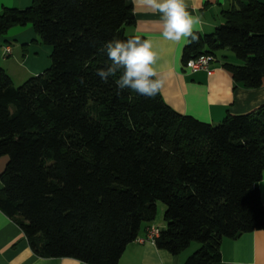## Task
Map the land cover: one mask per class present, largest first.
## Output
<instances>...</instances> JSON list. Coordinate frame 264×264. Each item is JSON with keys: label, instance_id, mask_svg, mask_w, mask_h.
<instances>
[{"label": "trees", "instance_id": "1", "mask_svg": "<svg viewBox=\"0 0 264 264\" xmlns=\"http://www.w3.org/2000/svg\"><path fill=\"white\" fill-rule=\"evenodd\" d=\"M223 23L195 33L182 64L229 50L222 67L244 88L264 81V0H230ZM135 24L131 0H33L0 6V36L31 26L51 64L16 86L0 67V211L42 258L118 264L143 222L165 205L155 243L183 264H216L223 238L264 230V105L212 125L97 75L103 44ZM144 39L142 36H139ZM224 58V57H222Z\"/></svg>", "mask_w": 264, "mask_h": 264}, {"label": "crops", "instance_id": "2", "mask_svg": "<svg viewBox=\"0 0 264 264\" xmlns=\"http://www.w3.org/2000/svg\"><path fill=\"white\" fill-rule=\"evenodd\" d=\"M33 0H0L1 7L25 9ZM135 24L127 26V35L150 40L158 54L157 70L164 79L160 95L176 112L192 116L208 124H218L228 115L248 114L264 105V81L259 88L248 89L234 82L231 74L215 57L211 69L193 72L182 64V52L188 38L180 42L167 40L162 35L161 14L139 0H131ZM185 10L200 22L194 33L209 34L223 23L222 12L229 9L230 0H184ZM16 42V46L12 44ZM8 46L11 53L3 57ZM2 49V50H1ZM52 48L42 43L31 26L11 27L0 36V67L14 80H25L42 73L51 64ZM11 56V60L8 57ZM8 161L0 157V174ZM264 204V175L256 184ZM2 184L0 183V189ZM164 207L157 205L154 221L143 222L134 241L127 245L118 264H183L200 244L191 243L177 255L159 249L146 239L151 227L165 228ZM0 264H87L72 258H42L34 254L21 228L0 211ZM216 264H264V230L242 233L236 238H223L220 261Z\"/></svg>", "mask_w": 264, "mask_h": 264}, {"label": "clouds", "instance_id": "3", "mask_svg": "<svg viewBox=\"0 0 264 264\" xmlns=\"http://www.w3.org/2000/svg\"><path fill=\"white\" fill-rule=\"evenodd\" d=\"M154 12L161 14L162 35L165 39L180 42L197 39L193 27L200 22L185 10L184 0H139ZM108 60L106 67L98 69L97 75L105 83L118 72L117 94L125 89L145 97H155L164 86V79L157 70L158 54L150 40L139 36L121 40L113 38L103 44Z\"/></svg>", "mask_w": 264, "mask_h": 264}, {"label": "built area", "instance_id": "4", "mask_svg": "<svg viewBox=\"0 0 264 264\" xmlns=\"http://www.w3.org/2000/svg\"><path fill=\"white\" fill-rule=\"evenodd\" d=\"M11 53V48L6 46L3 51V57H7ZM215 57L209 54L201 55L197 58L189 59L186 62L185 67L193 72L206 71L211 69L212 63L215 61ZM159 235V230L155 227H151L147 233L146 239L155 241Z\"/></svg>", "mask_w": 264, "mask_h": 264}, {"label": "rangeland", "instance_id": "5", "mask_svg": "<svg viewBox=\"0 0 264 264\" xmlns=\"http://www.w3.org/2000/svg\"><path fill=\"white\" fill-rule=\"evenodd\" d=\"M12 44L13 45H15L16 46V42H14V41H12ZM2 50V49H1ZM4 51V50H3ZM217 55H218V57H216V58H220L222 61H226V62H230V63H233V64H240V62L236 59V57L234 56V54L233 53H231L229 50H221V51H219L218 53H217ZM3 56V55H2ZM222 57H224V58H222ZM11 58V56L10 57H8V59L9 60H11L10 59ZM12 61V60H11ZM29 77H31V76H29ZM28 77V78H29ZM28 78H26L25 80H22V82H20V80H14V84L16 85V86H19V85H21L24 81H26ZM157 205L158 206H163L164 207V209H165V205L162 203V202H157ZM191 243H198V244H200L198 241H192Z\"/></svg>", "mask_w": 264, "mask_h": 264}]
</instances>
